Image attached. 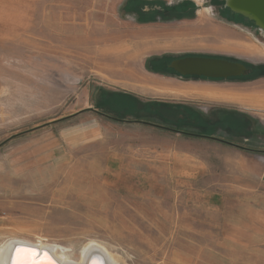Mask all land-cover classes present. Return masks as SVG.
<instances>
[{"label":"rangeland","instance_id":"374dc122","mask_svg":"<svg viewBox=\"0 0 264 264\" xmlns=\"http://www.w3.org/2000/svg\"><path fill=\"white\" fill-rule=\"evenodd\" d=\"M225 1L0 0V250L18 241L70 264L89 245L119 264H264V77L183 82L143 67L190 54L264 70V31ZM152 85L229 100L162 101ZM179 102L197 122L151 111ZM228 109L261 119L248 143L219 131ZM216 111L228 119L215 123Z\"/></svg>","mask_w":264,"mask_h":264},{"label":"crops","instance_id":"0c3cea01","mask_svg":"<svg viewBox=\"0 0 264 264\" xmlns=\"http://www.w3.org/2000/svg\"><path fill=\"white\" fill-rule=\"evenodd\" d=\"M154 10L158 11L159 7L158 8H154ZM190 20H192V19H190ZM186 58H204V57H192V55H190V54H182V55H177V56L176 55H161V56H158V57L147 58L144 61L143 67H144L146 72L150 71L151 72L150 74L152 76L158 77L161 80H167V79L177 80L178 79V80H181L183 82H188V81L217 82V81H214L215 79L203 80V79H199V78H203V77L183 76V75H180V73H178V71H180V70L177 69V67L176 68H172L171 65H172L173 62H176V61L182 60V59H186ZM208 59L224 60V59H221V58H208ZM225 61H227V60H225ZM235 63H239V62H235ZM239 64H241V63H239ZM241 65H243V64H241ZM245 68L248 71L247 73H250V70L247 67H245ZM193 77H195V78H193ZM205 79H207V78H205ZM167 86L166 85H163V86L162 85H157V86L156 85H152V86H147L145 88L149 89L152 94H156V92L158 94H160L159 96L155 95L156 96L155 98H159V100H162V101H164V99L170 98V96L172 97L170 99H173V100H190L194 96H197V95H194V94H200L203 97L207 96V97H209L212 100H225V99L229 100L222 93L208 92V91H204V90L196 91V92H193V91H191L189 89L177 90L178 88L171 87V86L167 87ZM165 93L168 94L166 98L162 96ZM121 95L122 96H130L134 100H136V101L138 100L137 97H134L133 95H129V94H121ZM173 100H171V101H173ZM173 104H175V105H184L185 107H188V105H186L184 103H181V102L173 103ZM222 110H224V109H222ZM226 111H228V112H230V114H232V115L229 116L230 117V121H233L232 123L231 122H229V123L222 122V124H219L218 121L220 119H224L225 120V119H228V117L224 118L223 117L224 114L218 115V111H216L217 113H215V116L217 115V120H216L215 123H218V125H220V127H219L220 130L219 131L221 132V134H223L226 138L228 136H231L232 141H237L239 139H242V143H245V144L248 143V139H244V138L250 137V139H251V138L254 137L255 133H257L258 131H257L256 127H253V125H254L255 122H257L256 120H258L260 123H262L261 119L259 117H257L256 113L252 114L251 112H246V111L239 110V109L238 110H234V109L230 110V109H228ZM241 125L246 126L247 132H248L247 135H243V134H240L238 132L239 130L242 129ZM223 126H225L226 129H223L222 128ZM262 129L264 131V127ZM259 133H261V132H259ZM205 138H208V137H205ZM216 140H219V139H216ZM219 141L220 142L222 141V143H224L223 140H219ZM238 143H240V142H238Z\"/></svg>","mask_w":264,"mask_h":264},{"label":"bare ground","instance_id":"6f19581e","mask_svg":"<svg viewBox=\"0 0 264 264\" xmlns=\"http://www.w3.org/2000/svg\"><path fill=\"white\" fill-rule=\"evenodd\" d=\"M227 7L236 13H240L233 7L231 0L227 1ZM245 18L250 17L242 14ZM181 72H205L210 75H228L240 73L241 68L236 66H220L218 64L212 65L209 62L186 61L175 65ZM2 248V247H1ZM36 249L45 252L46 255L41 260H36ZM53 251V250H52ZM49 257L58 264H70L63 259L56 257L53 252L47 251L42 247L26 245L20 242H8L3 249L0 250V264H51ZM76 264V263H75ZM78 264H119L117 260L107 253L105 250L95 245H89L83 251L82 259Z\"/></svg>","mask_w":264,"mask_h":264},{"label":"water","instance_id":"95a60500","mask_svg":"<svg viewBox=\"0 0 264 264\" xmlns=\"http://www.w3.org/2000/svg\"><path fill=\"white\" fill-rule=\"evenodd\" d=\"M227 1L228 0H226L225 4H224V6L226 8H228L227 7ZM231 1L233 3V7L235 9H237L240 13H236L232 9L228 8L231 12L236 13V14L242 16L243 18H245V17L242 14L250 17L251 19H248V20L252 21L254 23L255 27L264 31V0H231ZM186 61L209 62L212 65L218 64L220 66H224V65L236 66V67L241 68V71H240V73H237V74H228V75H210V74H206L205 72H181V71H178V73H180V75H183V76H198V77H203V78H207V79H228L231 77L245 76L243 74L246 71V68L243 65H241L239 63H232V62H228L225 60H219V59L186 58V59H182V60H178L176 62H173L171 66H172V68H176V66H175L176 64L181 63V62H186ZM88 110L95 112L92 109H88ZM85 111H87V110H83L80 113H83ZM73 116H71V117H73ZM32 250L36 252V257H35L36 260H41L42 257H44L46 255L45 252H41V251H38L36 249H32ZM47 258L51 262V264H58L55 261H53L52 259H50L49 257H47Z\"/></svg>","mask_w":264,"mask_h":264},{"label":"trees","instance_id":"16d2710c","mask_svg":"<svg viewBox=\"0 0 264 264\" xmlns=\"http://www.w3.org/2000/svg\"><path fill=\"white\" fill-rule=\"evenodd\" d=\"M185 6H189V4L185 3ZM170 12H172V11H170ZM186 17H188V19H193L194 18V13L193 14H189ZM181 18H184V16H182ZM235 20H236L235 23L236 22L239 23L237 19H235ZM221 59L227 60V61L232 62V63L238 62V61L229 60V59H226V58H221ZM241 64H243V63H241ZM243 65L250 70V73H248L246 76H242V77H239V78H230V79H227V80H237V79H239L241 81H253V80H256V79L264 77V70L262 69L261 66L260 67H255V66L252 67V66L245 65V64H243ZM193 78H195V77H193ZM199 79L211 80V79H205V78H199ZM219 80L221 81V79H215L214 81H219ZM151 108H152L151 109L152 113L154 115H158L162 119L169 120L168 119V115H170L169 117H172L173 121H175L177 123H180V124H183V125H185L186 122L188 123L190 121H196L197 122V119H196L195 116H193V114L191 113V110L190 109H186V107L184 105H172V104L161 103L159 105H155L154 104V105H152ZM154 108H158V109H161V110L163 109V111H161V110L158 111V110H156ZM243 150H248L250 152H254V151H252L250 149H243Z\"/></svg>","mask_w":264,"mask_h":264},{"label":"flooded vegetation","instance_id":"af4514ba","mask_svg":"<svg viewBox=\"0 0 264 264\" xmlns=\"http://www.w3.org/2000/svg\"><path fill=\"white\" fill-rule=\"evenodd\" d=\"M158 11H160V9Z\"/></svg>","mask_w":264,"mask_h":264}]
</instances>
